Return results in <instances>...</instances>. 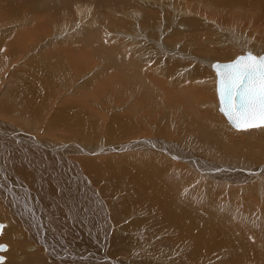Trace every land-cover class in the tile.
<instances>
[{"label": "rangeland", "instance_id": "374dc122", "mask_svg": "<svg viewBox=\"0 0 264 264\" xmlns=\"http://www.w3.org/2000/svg\"><path fill=\"white\" fill-rule=\"evenodd\" d=\"M179 1L0 0V101H7L9 104L8 108H6L7 113L6 111H0V153L3 155L0 154V186L2 185L0 187V221L5 225L4 233L1 232L0 235V244L3 243L9 247L6 254L1 253L7 260L14 256H18L16 260L20 262L22 261L20 258L25 254L24 257L28 255H32V257L37 256V260H31L28 263L24 259V261H22L24 264H77L79 259L75 255L79 256L82 254L78 252L79 247L83 245L91 246L95 241L99 243L102 241L103 243H100L102 244V248H96L94 249L95 251L89 250L84 253V255H86L85 258H87L86 261H89L88 263L83 261L85 264H107L108 261L106 260L108 259L105 258L108 256L112 258L113 255H116L113 257L115 258L113 259L115 262L119 260H117V257L124 258L117 253H109L111 252L112 246H117L115 245L117 244L115 241L121 242L118 246L125 245V239L128 240L129 236H134L132 235L134 230L135 234H137L138 232L136 230L142 227L143 229L148 227L149 222L153 220L155 216H158V212L160 211H154L152 204L149 208L142 207L143 213L139 209L143 217L139 218V216H141L139 213L135 216L134 212L130 215H125L122 200L116 199V196L119 195L116 194L114 196L111 192L113 186L111 183H114L112 174L108 173V176L99 177L92 169L84 168L80 164V159L89 158L102 161V159L111 157L112 155L113 157H117L120 155L131 156V153H147L148 149L150 150L149 152L161 154L162 157L164 156L161 160L157 159L156 163L165 167L169 166L168 170L171 175L168 176H171V178L169 180L168 176H166L164 186H166V184L168 185L169 182V184L176 182L182 187L183 191H181V193H185L184 196L192 193L195 199L193 204L197 205L195 208L196 213L206 218H212L217 211L221 213V210L223 212H231L234 219H230L229 225L243 227L248 233L246 234L247 240L257 242L259 240L258 238H261L262 244L258 243V245L264 248V182L262 183V181H264V170H257L258 168L253 166V174L249 175L247 180L237 181V179H235V184L237 183L235 185L233 183L234 177H231L235 176V172L231 171L230 168L236 167V162L229 161L230 164L228 162L218 161L210 156H204V160L211 165V168L212 165L218 168V164L215 163H220V165L223 166L227 165L225 167L221 166V168H228L224 170L227 171L228 174L226 180L224 178L220 180L218 177L215 178L212 176H210L209 179V175L201 172L200 168L196 171L194 168H191L186 162V159L185 161H181L182 159H180V157L178 161L176 157L181 155V151H186V147H182L183 150L180 152L168 151L169 145L181 147L180 144H182L181 141L183 137H187L190 140L191 147L196 146L205 148L208 146L210 149L218 150L226 155L224 148L220 147L218 142L212 141L210 137L200 133L198 126H195L198 123L197 121H201L200 119L204 120V118L208 119L204 120V122L210 124L212 129L218 131L224 138L236 143H246V141H242L244 140L243 138L255 136L261 139L252 143L255 145V149L264 148V127L249 129L247 131H235L225 121L221 113L218 112V101L215 91L216 81L213 79L215 73L211 70V67L209 68L208 65L205 66L203 61V58L213 59L219 62L233 60L239 54L244 53L242 50L243 47H237L233 45V43L242 44L246 43V40H253V44L254 42L261 43L260 48H252L253 50H249V52L251 51V53L255 55L264 54V0H239L235 7H233V3H227L228 0ZM185 1H189L193 4V6H190V9L194 8L208 17L212 15L214 16L213 18L217 17L215 19H218V23H224V21H226L225 18H228L230 23L223 28V34L228 37L231 45L234 47H230V45H227L229 46L227 48L215 47L213 45L215 39L221 37H217L210 32V24L208 23L205 25L201 23L200 27H196L195 30L197 33H195L193 38L183 36V32L185 31L186 33L188 30L187 27H185L186 29L183 27L184 21H182V17H188V15L181 16V14L185 12L183 9L186 6L184 4ZM83 9L85 10V14L81 11ZM232 9L237 10V12L232 11ZM214 14H216V16ZM219 14H223V16ZM92 21L95 22L92 24L91 28H94L93 31L97 38V42L93 44L91 42H83L85 39L81 36V34L85 33L86 29H88V25ZM228 28L230 31H226ZM217 32L220 33L219 31ZM193 33L194 31L189 35ZM137 37H140V39L138 38V41H140L139 44ZM188 39L193 42L188 41ZM83 44L86 45L84 46ZM173 44H175V47H172ZM197 44L210 48L212 51L211 53L218 51L222 54L213 56L208 53H203L198 50L199 47H197ZM253 44H251V47H253ZM135 47H138V49ZM18 48L20 49L19 51H17ZM103 52L109 55L111 61H113L111 69L108 68V65L104 61L102 56ZM223 52L230 54H224ZM114 53L116 58L113 60L112 56ZM182 55H186V57ZM52 56H57L59 59L57 57L52 58ZM47 60L49 63L48 67L45 65ZM58 60H60V62L63 61L60 70H57L59 67L58 65H54L55 63H59ZM128 60L133 61L134 64L132 65L133 71H128L130 76L126 77L125 74L120 71V68H118V64L125 61L123 64L125 63L128 65ZM51 61L54 62V64L50 63ZM106 66L108 69H105ZM180 66H182L183 72L182 70L181 72L178 71ZM148 67L149 69H147ZM165 67L169 68L171 71L170 74L167 73V75L163 72ZM175 70L177 79L174 74ZM139 71H141L142 74ZM160 72L162 73L159 74ZM186 75H192L193 79L188 77L182 78ZM18 77L26 78L29 83L28 86H35V88H37V93L40 94L39 96L41 97L42 95V107L45 108L41 113H37L39 115H36V113L32 115L33 111L27 113L23 106L16 107L13 105L16 101L24 105L27 101H34V99L28 98L26 93L29 88H22V83ZM130 77H135L136 79L131 80ZM143 77L146 85H149L147 89L151 93L150 97L144 93L142 94L144 96H142L141 93L139 94L138 90H136V80H143ZM129 79L132 82H129ZM192 85H194L196 89L193 88ZM157 92H160V94ZM156 93L158 95H156ZM191 94H193V97ZM12 96H18L20 99H14L13 102ZM185 96H187L190 102L183 100ZM192 98H194L195 105L190 104ZM155 99L158 102H156ZM74 101H76L77 104L81 102V105L87 109L89 113L88 116L90 117L89 120L93 119L95 122L98 121V130L95 131L96 127L94 129V135L96 137L94 136L89 143H85V141L82 140L81 142L80 140H77L78 142L73 141V143L71 141L72 139L67 137L70 133L79 135L83 130L79 127H71L69 130L70 133L52 131L51 133L45 134L44 132L47 123L51 121L56 113L62 112L63 109V111H73L67 110L66 108ZM153 101L162 104H155ZM31 106L32 105H29V107ZM170 106L174 109L173 114H170ZM131 109L133 112L130 111ZM176 111L178 112L176 113ZM180 112H182V114H180ZM135 113L138 114L136 115ZM27 115H30V117ZM124 115L135 122L140 121V117L145 118L146 120H144L147 125L144 126L146 128L149 126L147 130L151 129L152 132L150 130L147 135H144V132L139 130L140 134L135 139L123 141L107 140L106 142L105 137H107L106 128L109 125L108 120L113 117H123ZM33 119L37 121L34 122L32 121ZM186 119L189 120L188 123ZM36 136L46 137L48 140L50 139L51 142L50 140L49 142L52 146L53 144H68L69 146L75 144L72 150L73 153L70 155L61 152L64 149L61 145H58L61 148L56 147L53 150L60 151L64 153V155H58L57 158L53 157L51 153L43 155L29 148L27 150L29 158H27L37 164L31 167V165L29 166L27 163V158L23 156L24 153L20 151V147L23 145L27 148L25 145L28 144H25L24 141L30 140L28 137ZM179 136L180 139L178 138ZM137 139L140 142H144L146 139L145 144L147 141H153V144L156 142L155 140H157L156 143H158V141L160 142L158 145L155 143V145L144 149L141 145L142 147H138L141 148V150L137 148H135V150L132 146L135 144L134 140ZM69 141H71V143ZM80 145L91 148V150H98V152L97 154L94 153L95 155L90 153L88 156H82L81 153H79V151H81L79 150L80 148H76ZM122 145H124V148H122ZM161 146L162 148H160ZM106 147L108 148L107 150ZM244 151L249 152L251 150L244 147ZM189 153L199 156L201 152L194 148L191 152L186 151L184 156L190 158L192 154L189 155ZM200 157L202 156L200 155ZM129 161L130 160L125 162V165H122L123 168L119 169V176L122 175V178L120 179L118 176L119 184L124 190L122 195L127 203L130 200L129 193L132 192L130 189L133 184L132 172L136 170V166L129 165ZM261 162H263V164ZM261 162L262 165L259 166V163L258 166L263 168L264 157ZM185 165L187 167H185ZM179 167H183L186 172L191 174L190 176L193 175V177L190 178L191 183L188 182V177L177 179L176 181L173 180L183 175V172L178 169ZM243 168L251 171V168H247L245 165ZM197 171L200 172L197 173ZM195 173L197 174L195 175ZM198 174H200V176ZM37 178H41V180ZM110 178L112 180H109ZM155 178L157 179V175ZM231 178L233 181H231ZM97 179H101L100 181L102 183ZM259 179H262V181ZM160 180L163 181V179ZM44 182L48 183L45 184ZM103 189L107 191L105 192ZM68 205H71V208L75 207V211L80 210L77 211V214L74 210L71 211L74 214L69 213L66 210ZM194 205L192 206L195 207ZM216 208L218 210L215 213ZM37 210L38 216L36 215ZM131 210L132 207H129V211ZM29 216H32V218ZM27 218H30V220ZM36 219L42 222L39 226H42L40 227L42 228L41 232L44 233L48 239L45 241L49 242V238L51 237L49 235L52 234L53 240L55 239L57 241L51 240V244H60V251H65L64 253L54 254L50 252L48 248L51 244L48 245L45 243V245L44 242L36 239L35 233H37V230H33V223L38 225L34 221ZM141 219L144 220V223L138 227L136 221H141ZM79 227L85 230L79 229V231H77L76 229ZM91 228L97 230L98 232H96L98 235H96L95 232L93 234L92 231L88 232ZM141 233L138 234L140 235L139 237L145 236L146 239H152L153 241L151 242L158 243L159 246L161 242L166 245L169 244L170 235H162L160 233H158L159 235L154 233L149 234L147 231H141ZM151 235H153V238L150 237ZM59 237L61 238L59 239ZM121 237L122 239H117ZM135 242L139 243V240L135 239ZM95 246H97L96 243ZM142 248H144L143 244ZM72 249H77V251ZM20 251L22 253H20ZM71 253L74 254V256H72ZM168 253L169 255H173V257L176 255L178 259H183V263L180 264H212L219 261L222 262L225 259V255H219V257L212 261L193 263V261H190V258L181 255L184 254V250L180 252L171 250ZM102 255H104L105 258ZM145 255H147V252L141 254L140 258L143 259ZM215 255L217 254L211 257L213 258ZM128 258L129 257L125 256L126 260H132ZM135 260L137 261L139 258ZM173 262L174 263H170L168 260L167 262L152 261L150 264H179L176 261ZM81 263L82 261H80V264Z\"/></svg>", "mask_w": 264, "mask_h": 264}, {"label": "bare ground", "instance_id": "6f19581e", "mask_svg": "<svg viewBox=\"0 0 264 264\" xmlns=\"http://www.w3.org/2000/svg\"><path fill=\"white\" fill-rule=\"evenodd\" d=\"M158 1V0H157ZM179 1V0H178ZM58 2V1H57ZM180 2V1H179ZM237 2H239V0H228L227 3H233V7H235V5L237 4ZM53 3V2H52ZM49 4V3H48ZM180 4V3H179ZM184 4L187 6H185L183 9L185 10V12H183L181 14V16L183 15H188V17H182L184 21V28L187 27V32L185 33V31L183 32L184 35L183 36H186L187 38H190L195 35V33H197V31L195 30L196 27H200L201 23H203V25L205 24H210V32L212 34H214L215 36L217 37H221V38H216L215 39V43H213V45L217 48H220V47H229L227 45H230V47L232 46L231 45V42L229 41L228 37L223 34V28H225L226 26L229 25V21L228 18H225L226 21H224V23H218V19H215L213 18L214 16H205L204 14H201L200 12H198L197 10H195L194 8H191L190 9V6H193V4L189 1H185ZM232 7V8H233ZM52 8V7H51ZM198 8V7H197ZM147 9V8H145ZM87 10V9H86ZM179 10V9H178ZM83 11V14H85V10H81ZM81 11H79L80 13H82ZM172 11V10H171ZM200 11V10H199ZM232 11H235L237 12V10H233ZM174 14V13H173ZM81 15V14H80ZM211 15V14H209ZM216 16V14H214ZM221 15V14H219ZM223 16V14L221 15ZM201 17V18H199ZM230 17V16H229ZM198 18V19H197ZM237 18V17H236ZM193 19H196V20H193ZM230 19V18H229ZM232 20V19H231ZM174 21V20H173ZM201 21V22H200ZM237 21V19H236ZM95 21H92L89 25H88V29H86L85 33L81 34V36L85 39L83 42H91L92 44L94 42H97V38L95 36V33L93 31V29L91 28L92 24L94 23ZM234 22V21H232ZM176 23V22H175ZM236 23V22H235ZM241 23V22H240ZM237 24V23H236ZM239 25H242V24H239ZM243 26V25H242ZM98 27V26H97ZM232 27V26H231ZM179 28V27H178ZM206 28V29H208ZM186 29V28H185ZM202 29V28H201ZM208 29V30H209ZM229 30L226 29V31ZM235 30V29H234ZM247 30V29H246ZM194 31V33L192 35H189L191 34L192 32ZM217 31H219L220 33H218ZM230 31V30H229ZM93 32V33H91ZM96 33H98L97 31H95ZM232 32V31H231ZM26 33V32H25ZM172 33V32H171ZM242 33V32H241ZM56 34V33H55ZM182 34V33H181ZM239 34H240V31H239ZM97 35V34H96ZM98 36V35H97ZM136 36V34H135ZM138 38L140 39V37H137V41H138ZM198 38V37H197ZM212 38V36H211ZM248 38V37H247ZM233 39V38H232ZM243 39V38H241ZM22 40V39H21ZM27 40V39H26ZM69 40V39H67ZM74 40V39H73ZM199 40V39H198ZM231 40V39H230ZM188 41L190 42H193L191 41L190 39H188ZM213 41V40H212ZM234 41V40H233ZM74 42V41H73ZM129 42V41H128ZM140 41H138V44H139ZM217 42H220V43H217ZM235 42V41H234ZM238 42V41H236ZM158 43V41H157ZM189 43V42H187ZM240 43V42H239ZM89 44V43H88ZM251 44H253V40H246V43H242V44H237V43H233V45H236L237 47H243L242 50L243 52L245 53L246 51L249 52V50H253L252 48L254 49H258L261 47V43H258V42H254L253 44V47H251ZM84 45V44H83ZM86 45V44H85ZM84 45V46H85ZM136 46H138L137 44H134ZM172 47H175V44H173ZM197 47L198 50L202 51L203 53H208L210 55H217V54H222L221 52H218V51H215V53H211L212 51L210 50V48L208 47H205V46H201V45H198L197 44ZM234 47V46H232ZM138 49V47H135ZM69 49V48H68ZM230 49V48H229ZM20 49L18 48L17 51H19ZM182 50V49H181ZM188 50V49H186ZM215 50V49H214ZM12 51V50H11ZM138 51V50H137ZM140 51V50H139ZM229 51V50H228ZM250 51V52H251ZM25 52V51H24ZM141 52V51H140ZM242 52V53H243ZM138 53V52H137ZM155 53V52H154ZM224 54H230V53H225L223 52ZM243 53V54H244ZM11 55V54H10ZM139 55V54H138ZM174 55V54H173ZM240 55V54H239ZM50 56V55H49ZM102 56L104 58V61L105 63L108 65V68L111 69V65L113 64V61H111V57L107 54H105L104 52L102 53ZM148 56V55H147ZM183 57L186 55H182ZM193 56V55H192ZM51 57V56H50ZM49 57V58H50ZM57 56H52V58H56ZM134 57V56H133ZM137 57V56H136ZM142 57V56H141ZM179 57V56H178ZM177 57V58H178ZM38 58V57H37ZM45 58V57H44ZM59 59V57H57ZM116 58V55L115 53L113 54L112 56V59L114 60ZM61 59V57H60ZM122 59V58H121ZM135 59V58H134ZM63 60V59H62ZM61 60V61H62ZM137 60V59H135ZM156 60V59H155ZM179 60V59H178ZM181 60V59H180ZM53 61V59H52ZM50 62L52 64H54V62ZM59 63H55L54 65L55 66H59L57 70H60L61 68V63L63 62H60V60H58ZM116 61V60H115ZM114 61V62H115ZM119 61H120V57H119ZM203 61H204V64L205 66H209V68L211 67V70L215 73L213 76V79H215V81L217 80V73L215 72L214 70V67H213V64L214 61L213 59H205L203 58ZM36 62V61H35ZM125 62V61H123ZM120 63L118 64V68H120V71L125 74L126 77L130 76L128 71L129 70H132V65L134 64L133 61L131 60H128V65L127 64H123ZM127 62V61H126ZM173 62V61H172ZM159 63H160V60H159ZM158 63V64H159ZM202 63V62H201ZM115 64V63H114ZM156 64V63H155ZM180 64V63H179ZM191 64V63H190ZM1 65V64H0ZM47 67L49 66V63H48V60H47V63L45 64ZM126 65V67H125ZM116 66V65H115ZM175 67V66H174ZM182 66H180V69L178 70L179 72H181ZM54 68V67H53ZM107 66L105 67V69H108ZM116 68V67H115ZM161 68V67H160ZM56 69V68H55ZM149 69V67L147 68ZM163 69V68H162ZM78 70V69H77ZM161 70V69H159ZM66 71V69H65ZM133 71V70H132ZM131 71V72H132ZM174 71V70H173ZM184 70H182L183 72ZM189 71V70H188ZM187 71V72H188ZM53 72V71H52ZM141 73V71H139ZM159 72V71H158ZM163 72L164 73H169L170 74V70L168 67H165V69H163ZM54 73V72H53ZM162 72H160L159 74H161ZM163 73V74H164ZM136 74V73H135ZM142 74V73H141ZM174 74L176 75V70L174 72ZM173 74V75H174ZM178 74V73H177ZM70 75V74H69ZM132 75V74H131ZM134 75V73H133ZM168 75V74H167ZM174 75V76H175ZM64 76V75H63ZM124 76V78H125ZM185 77H188V78H191L193 79V76L192 75H186L182 78H185ZM21 81V87L24 88V87H27L29 88L28 89V92L26 93L28 98L30 99H34V101H30L24 105V104H21L19 102H14V99L15 100H19L20 98H18V96H12V101L14 102L13 105L16 106V107H19V106H23L25 107V110L27 113H29L30 111H33L32 115L36 113V115H39L37 113H41L42 110H44V108L42 107V95L41 97L39 96L40 94L37 93V88H35V86L33 85H29L28 81L26 80V78L24 77H18ZM177 79V75L175 77ZM181 78V77H180ZM181 78V79H182ZM9 79V78H8ZM126 79V78H125ZM131 80H134L136 79L135 77L132 78L130 77ZM129 79V82H132L130 81ZM32 80V79H31ZM175 80V79H173ZM184 80V79H183ZM124 81H127V80H124ZM153 81V80H152ZM177 81V80H176ZM138 82V83H137ZM178 82V81H177ZM182 82V81H181ZM217 82V81H216ZM35 83V82H34ZM168 83V82H167ZM54 84V83H53ZM193 84V83H192ZM124 85V84H123ZM170 85V84H169ZM196 85V84H195ZM126 86V85H125ZM136 86H137V89L139 94L141 93V95L144 93L145 95L147 96H151L149 90L147 89V86L145 81H144V77H143V80L142 79H137L136 80ZM42 87V86H41ZM193 88H195L194 85H192ZM128 88V87H127ZM192 88V89H193ZM44 89V88H43ZM150 89V88H149ZM190 89V88H188ZM196 89V88H195ZM193 89V90H195ZM19 90V88H18ZM17 90V92H18ZM40 91V90H38ZM151 91V90H150ZM215 91H216V84H215ZM134 92V91H133ZM152 92V91H151ZM155 92V91H154ZM61 93V92H60ZM97 93V92H96ZM137 93V91H136ZM160 94V92H157ZM156 93V95H158ZM8 94V93H6ZM13 94V93H12ZM24 94V93H23ZM22 94V95H23ZM195 94V92H194ZM10 95V94H9ZM89 95V94H88ZM109 95V94H108ZM153 95V94H152ZM193 94H191L192 96ZM4 96V95H3ZM8 96V95H6ZM85 96V95H84ZM140 96V95H139ZM144 96V95H142ZM141 96V97H142ZM9 97V96H8ZM21 97V96H20ZM160 97V96H159ZM193 97V96H192ZM216 97H217V101H218V95H217V91H216ZM6 98V97H4ZM24 98V97H23ZM2 99V98H1ZM44 99V98H43ZM109 99V98H108ZM48 100V99H47ZM78 100V99H77ZM101 100V99H100ZM150 100V99H149ZM168 100V98H167ZM184 101L186 102H190V100L187 98V96L184 97L183 99ZM49 101V100H48ZM156 101V99H155ZM155 101H153L155 103ZM161 101V100H160ZM182 101V102H184ZM25 102V101H24ZM46 102V101H45ZM85 102V101H84ZM91 102V101H90ZM150 102V101H149ZM158 102V101H156ZM164 102V101H163ZM71 103V102H69ZM148 103V102H147ZM80 104V105H79ZM82 103L79 102L77 104L76 101L72 102L70 106H68L66 109L68 110H73L71 112H68V111H63L62 112H58L55 114L54 117H52L51 121L49 123H47L46 127H45V134H48V133H51L52 131H59L60 133H67L69 132V130L71 129V127H79V128H82L83 130L81 131V133L79 135H76V133H70L67 137L69 139H72L71 141H75V142H78L77 140H81L82 141H85L86 142H91V140L93 139V137L95 136L94 134V129L95 131L98 130V121H93L92 120H89L90 117L88 116V111L87 109H85L84 106L81 105ZM155 104H162V103H155ZM165 104V103H164ZM171 104V103H170ZM185 104V103H184ZM190 104H193L195 105V102H194V98L191 99V103ZM8 103L7 101H0V111L2 112H5L7 113V109L8 108ZM29 105H32L31 107H29ZM58 105V104H57ZM151 105V104H150ZM154 105V104H152ZM167 105V104H166ZM169 105V104H168ZM51 106V104H50ZM78 106V107H77ZM148 106V104H147ZM141 107V106H140ZM160 107V106H159ZM171 107V106H170ZM64 108V107H63ZM78 108V109H77ZM150 108V107H149ZM148 108V109H149ZM188 108V107H187ZM2 109V110H1ZM11 109V108H10ZM13 109V108H12ZM15 109V107H14ZM13 109V110H14ZM218 109L221 113V115L223 116V118L225 119V121L230 125V127L232 129H234L235 131H245V130H240V129H237L236 127H233L232 124L227 120V118L224 116V114L222 113V111L220 110V104H219V101H218ZM165 110V109H164ZM174 109L171 107V112L170 114H173ZM10 111V110H8ZM22 111V110H21ZM57 111V110H56ZM132 111V109L130 110ZM136 111V110H135ZM146 111V110H145ZM17 112V111H16ZM23 112V111H22ZM133 112V111H132ZM178 111H176L177 113ZM21 113V112H20ZM133 114V113H132ZM136 114V113H135ZM138 114V113H137ZM136 114V115H137ZM180 114H182V112H180ZM13 115V114H12ZM18 115V114H17ZM22 115V114H21ZM20 115V116H21ZM24 115V114H23ZM36 115H35V118H36ZM128 115V114H127ZM164 115V114H163ZM162 115V116H163ZM28 117H30V115H27ZM132 116V115H131ZM135 116V115H134ZM166 116V115H165ZM39 118V117H38ZM37 118V119H38ZM137 118V117H136ZM135 118V119H136ZM140 121H137L135 122L134 120L132 119H128L127 116H123V117H113L111 118L109 121V125L107 126L106 128V132H107V137H105V141L107 142L108 141H123V140H130V139H135L139 134H140V131L139 130H142L144 132V135H147L149 133V131L151 129H148L147 128L149 127H145L147 125L146 123V119L143 118V117H140L139 118ZM145 119V120H144ZM157 119V118H156ZM163 119H164V116H163ZM167 119V118H166ZM201 121H197L198 123L195 125V126H198V128L200 129V133L202 134H205L207 135L208 137H210V139L212 141H216L218 142V144L220 145V147L224 148L225 152H226V155L223 154V152H219L218 150H214V149H210L208 146L205 147V148H199V147H196V146H193L191 147L190 145V140L186 137H183V140L181 141L182 144H180L181 147H178V146H173V145H169L168 147V151H178L180 152L182 149V147H186V151L188 152H191L194 148L197 150V151H200V155L203 157H200L199 156H196L195 154H190V158H187L185 155V150H183V152L181 151V155H179L178 157H176L177 159L180 158L182 159L181 161H185L186 159V162L189 164V166L191 168H194L195 171L196 170H199V168L201 169V172L205 173V174H208V178L210 179V176L212 177H215L220 180H222V178H224L226 180V178H228V174H227V171H224V170H227L228 168H221V166L223 165H220V163H215V164H218V168L217 167H213L212 165V168H211V165L204 160V156H210L218 161H224V162H228L230 163L229 161H234L236 162V167H233V168H230L231 171L235 172L234 175L235 176H231V177H234V184H235V179H237V181H243V180H247L248 176L253 174V169L252 168L253 166H255L256 168H258L257 170H264V167H259L263 164V162H261L263 160V157H264V148H259V149H255V145L252 144V143H255L257 142L258 140H261L255 136H247L245 138H243L244 140L242 141H246V143H236V142H233L229 139H226L224 138L218 131L212 129V126L206 122H204V120H208L207 118H204V120L200 119ZM32 121L36 122L37 120L36 119H33ZM145 121V123H144ZM156 121V120H155ZM175 121V120H174ZM21 122V121H20ZM33 122V123H34ZM186 122L188 123L189 120L186 119ZM31 123V121H30ZM144 123V124H143ZM154 124V123H153ZM145 125V126H144ZM2 126V125H1ZM44 126V125H43ZM6 127V126H5ZM14 127V126H13ZM37 127V126H36ZM3 128V127H2ZM40 128V127H39ZM146 128V129H145ZM254 128H258V127H254ZM254 128H250V129H254ZM4 129V128H3ZM44 129V128H43ZM30 130V129H29ZM33 130V129H32ZM249 130V129H247ZM246 130V131H247ZM1 131V130H0ZM37 131V130H36ZM72 132V131H71ZM146 132V133H145ZM152 132V130H151ZM150 132V133H151ZM57 133V132H56ZM32 134V133H31ZM105 134V133H104ZM6 135V134H5ZM4 135V136H5ZM51 135V134H50ZM7 136V135H6ZM5 136V137H6ZM13 136V135H12ZM150 136V135H149ZM167 136V135H166ZM165 136V137H166ZM2 137V136H1ZM48 137V136H47ZM96 137V136H95ZM157 137V136H156ZM163 137V136H162ZM14 138V137H13ZM30 140L28 141H24V143L28 144V145H25L27 148H25L22 144V146L20 147L21 148V152L24 153L23 156H25L26 158L28 157V152L27 150L29 148L31 149H34L35 151L39 152V153H42L43 155H48V153H51L53 155V157H57L58 158V155H64V153H67V154H72V150L74 149V145L75 144H71L70 146L68 144V146H66L65 144H58V145H61L63 151L61 152H64V153H61L60 151H54L53 149H55L56 147H60L58 145H55L53 144V146L51 145V140L49 142L48 138H43V137H40V136H36V137H28ZM56 138V137H55ZM98 138V137H97ZM180 139V136L178 137ZM61 139V138H60ZM158 139V138H157ZM178 139V140H179ZM65 140V139H64ZM97 140V139H96ZM66 141V140H65ZM71 141H69L71 143ZM135 141V144L134 146H132L134 149L137 148L139 150H141V148H138V147H142L143 146V149L144 148H149L150 146H153L155 145V143L157 142V140H155L156 142L153 144L152 142H146L145 144V141L144 142H140L138 139L137 140H134ZM172 141V140H171ZM16 142V141H15ZM53 142V141H52ZM160 141H158V143H156L157 145L159 144ZM23 143V142H22ZM23 143V144H24ZM74 143V142H73ZM9 144V143H8ZM80 144H83V143H80ZM119 144V143H118ZM161 144V143H160ZM167 144V143H166ZM91 145V144H90ZM142 145V146H141ZM18 146V145H17ZM78 146V145H77ZM118 146V145H117ZM120 146V145H119ZM244 147H246L248 150H251L249 152H245L244 151ZM3 148V147H2ZM61 148V147H60ZM76 148H80L79 150V153H81V155H86L88 156L90 153H92V155L94 153L97 154L98 150H91V148H87L83 145H80L79 147H76ZM122 148H124V145H122ZM162 148V146L160 147ZM166 148V147H165ZM4 149V148H3ZM108 148L106 147V150ZM115 149V148H114ZM180 149V150H179ZM60 150V149H59ZM116 150V149H115ZM136 150V149H135ZM153 150V149H151ZM163 150V149H162ZM166 150V149H165ZM164 150V151H165ZM19 151V150H18ZM19 151V152H20ZM76 151V150H75ZM109 151V150H108ZM118 151V150H117ZM150 150L148 149V152L147 153H131L130 155L131 156H123V155H120V156H117V157H113V155L111 157H108V158H105V159H102V161L100 160H95V159H89V158H81L80 159V164L84 167V168H90L93 170V172H95V174L97 176H105L107 175L108 176V173H111L112 176H113V181L114 183H111L113 186L111 188V192L113 193V195L115 196L116 194H118L119 196H116L117 200L120 199L122 200V203L124 204V209L125 210V215L127 214H131V213H135V216L137 215V213H139V218L140 217H143L142 216V211L143 209H141L142 207H151L150 205L153 204V209L154 211H157L159 210L160 212H158V216H155V218L153 220H151L149 222V225L148 227H145L143 229V227L139 230H136L138 233L135 234V230L133 231L132 235L134 236H129L128 237V240L125 239L126 243L125 245H122V246H118L121 244L120 241H115V245L117 246H112L111 248V252H109L110 254H114V253H117L118 255H120L121 257H124V258H119L117 257V262H115V257L116 255H113L112 258H110L109 256L107 258H105L104 255V258L105 259H108L106 261H108L107 264H150L152 261H166L167 260L171 263H174L173 261H176L177 263H183V259H178L176 257V255H174L175 257H173V255H169L168 252H170L171 250L173 251H181V250H184V254H181V255H184L185 257H188L190 258L191 262L193 261V263H205L207 261H212V260H215L217 257H219V255H225V259L224 261H219L217 263H212V264H264V248H262L263 246H259L258 243L262 244V240L261 238H258L259 240L257 242H253V241H250V240H247L246 238V234H248L246 232V230L240 226H233V225H229L230 224V219H234V217L232 216V213L231 212H227V211H222L221 210V213H218V209L216 208L215 210V213L217 211L216 214L213 215L212 218H206L202 215H199L196 213V204L194 205L193 203L195 202V199H194V195L192 193H189V194H182L181 191L182 190V187L180 185H178L176 182H173L171 184L168 183V185L166 184V186H164L165 182H166V176L168 175H171V173L169 172L168 167H165V166H162V165H159L157 162V159L158 160H161L162 155L161 154H155L153 152H149ZM156 151V150H155ZM167 151V152H168ZM185 151V152H184ZM105 152V150H104ZM140 152V151H139ZM144 152V151H143ZM171 153V152H170ZM176 153V152H175ZM184 153V154H183ZM1 154V153H0ZM21 154V153H20ZM78 154V153H77ZM101 154V153H100ZM177 154V153H176ZM188 154V153H186ZM2 155V154H1ZM50 155V154H49ZM66 155V154H65ZM95 155V154H94ZM175 155V154H174ZM173 155V156H174ZM3 156V155H2ZM91 156V155H90ZM134 156V157H132ZM170 156V155H168ZM29 158V157H28ZM27 158V163L29 164V166L31 165V167L36 164V163H33V161L31 160H28ZM56 158V160H57ZM175 158V159H176ZM200 158V159H199ZM128 160L129 161V165H135L136 166V170L132 172V186L130 187L131 189V193L130 194V200L129 202H125V198L123 197V187L120 186L119 184V179H118V176H119V169L120 168H123L122 165H125V162H127ZM203 160V161H202ZM59 161V160H58ZM175 161V160H173ZM179 161V159H178ZM177 161V162H178ZM20 162V161H19ZM22 162V161H21ZM262 164H261V163ZM185 163V162H184ZM204 163V164H203ZM260 163V165L258 166V164ZM18 164V163H17ZM43 164V163H42ZM231 164V163H230ZM253 164V165H252ZM37 165V164H36ZM184 165V164H183ZM187 165V164H186ZM185 165V167H187ZM246 166L247 168H251V171H248L246 169L243 168V166ZM21 166V165H20ZM46 166V164H45ZM227 165H224L223 167H225ZM34 167V166H33ZM44 167V166H43ZM188 167V168H190ZM229 167V166H228ZM46 168V167H45ZM44 168V169H45ZM220 168V169H219ZM81 169V167H80ZM178 169H180L182 172H183V175L182 176H178V178H174L173 180L176 181L177 179H183V178H186L188 177V182L191 183V180L190 178L193 177L190 176L191 174H189V172H186L185 169L183 167H179ZM229 169V170H230ZM35 170V169H34ZM39 170V168H38ZM63 170V169H62ZM189 170V169H188ZM193 170V169H192ZM213 170V171H211ZM190 171V170H189ZM238 171V172H237ZM34 172V171H33ZM36 172V171H35ZM192 172V171H191ZM190 172V173H191ZM200 171H197V173H199ZM195 173V175L197 174ZM88 174V173H86ZM202 174V173H201ZM204 174V175H205ZM25 175V174H24ZM27 175V174H26ZM37 175V174H36ZM157 175V179L155 178V176ZM165 175V176H164ZM200 176V174H198ZM21 176V175H20ZM81 176V175H80ZM224 176H227V177H224ZM197 177V176H195ZM207 177V176H206ZM91 178V177H90ZM94 178V177H93ZM119 178L121 179L122 178V175L119 176ZM171 176H168V179L170 180ZM201 178V177H200ZM199 178V179H200ZM37 179H40L41 178H37ZM104 179V178H103ZM102 179V180H103ZM160 179H163V181H161ZM198 179V178H197ZM214 179V178H213ZM232 179V178H231ZM233 179L231 181H233ZM36 180V179H35ZM98 180V179H97ZM101 180V179H100ZM98 180V181H100ZM106 180V178H105ZM109 180H112L111 178ZM190 180V181H189ZM219 180V181H220ZM262 181V179H259ZM92 181V180H91ZM214 181V180H213ZM7 182V181H6ZM101 182V181H100ZM99 182V183H100ZM112 182V181H110ZM194 182V181H192ZM200 182V181H198ZM210 182V181H209ZM216 182V181H215ZM218 182V180H217ZM221 182V181H220ZM264 181H262L263 183ZM39 183V182H38ZM37 183V184H38ZM45 183V182H44ZM43 183V184H44ZM48 183V182H47ZM45 183V184H47ZM102 183V182H101ZM100 183V185H101ZM228 183V182H227ZM232 183V182H231ZM10 184V183H9ZM50 184V183H49ZM104 184V183H103ZM198 184V183H197ZM237 184V183H236ZM235 184V185H236ZM4 185V183H3ZM6 185V184H5ZM35 185V183H34ZM40 185V184H39ZM38 185V186H39ZM232 185V184H231ZM230 185V186H231ZM263 185V184H262ZM2 186V185H1ZM0 186V187H1ZM103 186V185H102ZM199 186V185H198ZM4 187V186H3ZM24 187V186H23ZM40 187V186H39ZM100 187V186H99ZM188 187V186H187ZM191 187V186H190ZM227 187V185H226ZM224 188V186H223ZM230 188V187H229ZM9 189V188H8ZM37 189V188H36ZM48 189V188H47ZM228 189V188H227ZM260 189V188H259ZM3 190H6V189H3ZM25 190V189H24ZM28 190V189H27ZM39 190V189H38ZM104 190V189H103ZM191 190V189H190ZM225 190V189H224ZM47 191V190H46ZM57 191V190H56ZM55 191V192H56ZM105 191V190H104ZM107 191V190H106ZM105 191V192H106ZM110 191V190H108ZM195 191V190H194ZM261 192H263L262 190H260ZM186 192V191H185ZM24 193V192H23ZM87 193V192H86ZM196 193V192H195ZM198 193V192H197ZM8 194V193H7ZM53 194V193H51ZM108 194V193H107ZM201 194V193H200ZM55 195V194H54ZM5 196V195H4ZM26 196V195H25ZM24 196V197H25ZM113 196V197H114ZM46 197V196H44ZM43 197V199H44ZM112 197V196H111ZM110 197V198H111ZM82 198V197H81ZM26 199V198H25ZM31 199V197H30ZM232 199V198H231ZM11 200V199H10ZM33 200V199H32ZM47 200V199H46ZM99 200V199H98ZM66 201V200H65ZM114 201V200H112ZM70 202V200H69ZM79 202V201H78ZM99 202V201H98ZM116 202V201H115ZM191 202V203H190ZM63 204V203H62ZM65 204V203H64ZM69 204V203H68ZM67 205V204H65ZM64 205V206H65ZM192 205H194L195 207H193ZM3 206V205H2ZM5 206V205H4ZM76 206V205H75ZM99 206V205H98ZM13 207V206H12ZM57 207V206H56ZM79 207V206H78ZM129 207H132V210L129 211ZM218 207V206H217ZM15 208V207H14ZM13 208V209H14ZM31 209V208H30ZM139 209L140 211L142 212L140 214L139 212ZM65 210V209H64ZM66 210L67 212L69 213H72L71 211L74 210V212L77 214V211H75V207L74 208H71V205H68V208L66 207ZM120 210V209H119ZM220 210V209H219ZM14 211V210H13ZM61 211V210H60ZM16 212V211H15ZM18 212V211H17ZM151 213V212H150ZM17 214V213H16ZM30 214V213H29ZM74 214V213H72ZM146 214V213H145ZM21 215V214H20ZM25 215V213H24ZM36 215L38 216V210H37V213ZM148 215V214H147ZM22 216V215H21ZM28 216V214H27ZM32 218V216H29ZM59 217V216H58ZM80 217V216H79ZM91 217V216H90ZM126 217V216H125ZM1 218V217H0ZM21 218V217H20ZM72 218V217H71ZM147 218V217H146ZM149 218V217H148ZM24 219V217H23ZM28 219V218H27ZM34 219V218H33ZM30 220V218L28 219ZM80 220V219H79ZM127 220V219H126ZM24 221V220H23ZM38 225H36L35 223L34 226H33V230H37L36 232L38 233V236H37V233H35V237L36 239H39V241H42L44 242V244H48L50 245L51 244V240L52 241H57V240H53V236L52 234L49 235L51 236L49 239L50 241H45V240H48L46 238V235H44V233L41 232V229L40 227L42 226H39V224H42V222H40V220H34ZM96 221V220H95ZM123 221V220H121ZM40 222V223H39ZM94 222V221H93ZM92 222V223H93ZM135 222V221H134ZM137 222V225L138 227L142 225V223H144V220L141 219V221H136ZM145 223H148V222H145ZM0 224H1V232L4 231V227L5 225L2 224V222L0 221ZM76 224V223H75ZM78 225V224H77ZM94 225V224H93ZM134 225V223H133ZM46 226V225H45ZM144 226V225H143ZM56 227V226H55ZM94 228V227H93ZM93 228L89 229L88 232L92 231V233L96 235H98V231L97 230H94ZM137 228V227H136ZM79 229H82V228H78L76 229L77 231H79ZM244 229V230H243ZM47 230V228H46ZM82 230H85V229H82ZM45 231V229H44ZM97 231V232H96ZM141 231H147L149 234L150 233H154V234H162V235H170L169 237V244L166 245V244H163L161 242H159L160 246L158 245V243H153L151 241H153L152 239H146L145 236L144 237H139L141 233ZM1 232H0V235H1ZM33 232V231H31ZM51 232V231H50ZM49 232V233H50ZM132 232V231H130ZM4 233V232H3ZM145 233V232H144ZM82 234V233H81ZM143 234V233H141ZM159 235V234H158ZM79 236V235H78ZM103 236V235H102ZM153 235H151L150 237H152ZM58 237V236H57ZM126 237V236H125ZM61 237H59L60 239ZM143 238V239H142ZM153 238V237H152ZM158 238V237H157ZM176 238V239H175ZM252 238V237H251ZM67 239V238H66ZM117 239H122L121 238H117ZM135 239L139 240V243H136L135 242ZM63 240V239H61ZM162 240V238H161ZM168 240V239H167ZM95 243L97 244V246H95ZM100 243H103L102 241H100ZM99 242L95 241L91 246H88V245H83L81 247H79V250L78 252H81L82 254H80L79 256L75 255L76 257H78L79 261L77 262V264H80V261H82L81 264H85L84 262L88 263L89 261H86L87 258H85L86 255H84V253H86L87 251L91 250V251H95L94 249H98V248H102V244H100ZM165 243V242H164ZM45 244V245H46ZM56 244V243H55ZM124 244V243H123ZM142 244L144 245V248H142ZM187 244V245H185ZM29 245V244H28ZM105 245V243H104ZM6 246V245H5ZM164 246V247H163ZM37 247V246H36ZM48 247V246H47ZM61 245L58 244V245H53V243L51 244L49 248V251L54 253V254H59V253H64L65 251H60L61 250ZM63 247V246H62ZM93 247V248H92ZM81 248V249H80ZM9 250V247L6 246V249L5 250H2L0 251V255L3 256L2 254H6V252ZM48 250V249H47ZM72 250H76L77 249H72ZM71 250V251H72ZM154 250V251H153ZM16 251V250H14ZM101 251V250H100ZM108 251V250H107ZM143 251V252H142ZM17 252V251H16ZM15 252V253H16ZM98 252V251H97ZM102 252V251H101ZM147 252V255H145V257L140 258L141 257V254ZM2 253V254H1ZM20 253H22L20 251ZM18 253V254H20ZM93 253V252H92ZM99 253V252H98ZM221 253V254H219ZM24 254V253H23ZM22 254V255H23ZM72 254V253H71ZM103 254V253H102ZM109 254V255H110ZM214 254H217L215 256H213V258L211 257L212 255ZM15 255V254H13ZM25 255V254H24ZM24 255L20 258L22 261H25L26 262H30L31 260H37V256H33L32 255H28V256H25ZM27 255V254H26ZM95 255V254H94ZM99 255V254H97ZM54 256V255H53ZM62 256V254H61ZM72 256H74V254H72ZM125 256L126 257H129L128 259H132V260H126L125 259ZM16 257L18 258V256H14L12 257L11 259L7 260L4 256H3V261L0 262V264H24L22 261L18 262L16 260ZM66 257V256H65ZM15 258V259H14ZM139 260H135V259H138ZM145 258V259H144ZM168 258V259H167ZM99 259H102V258H99ZM19 260V259H18ZM103 260V259H102ZM113 260V261H112ZM84 261V262H83ZM217 261V260H216ZM137 262V263H136ZM38 263V262H37ZM69 263V262H68Z\"/></svg>", "mask_w": 264, "mask_h": 264}, {"label": "snow or ice", "instance_id": "6c2138e0", "mask_svg": "<svg viewBox=\"0 0 264 264\" xmlns=\"http://www.w3.org/2000/svg\"><path fill=\"white\" fill-rule=\"evenodd\" d=\"M221 111L240 130L264 127V57L248 54L216 65ZM5 246H0V249Z\"/></svg>", "mask_w": 264, "mask_h": 264}, {"label": "water", "instance_id": "95a60500", "mask_svg": "<svg viewBox=\"0 0 264 264\" xmlns=\"http://www.w3.org/2000/svg\"><path fill=\"white\" fill-rule=\"evenodd\" d=\"M248 54L255 55V54H253V53H251V52H247V51H246L244 54H240V55L236 56V58L233 59V60L225 61V62H219V61L214 62L213 67H214L215 72L217 73V71H216V65H217V64L223 66V65H226V64H229V63H233V62H234L236 59H238L240 56H247ZM255 56H256L257 58H261V57H264V54H261V55H255ZM216 81H217V82H216V91H217L218 101H219V104H220V110H221V108H222V104H221L220 97H219V86H220V80H219L218 76H217V80H216ZM222 113H223L224 116L227 118V116L225 115V113H224V112H222ZM227 120H228V118H227ZM228 121H229V120H228ZM229 122H230V121H229ZM230 123H231V122H230ZM231 124H232V123H231ZM232 126L235 127L233 124H232ZM0 232H1V224H0ZM0 246H5V245H4L3 243H1ZM5 249H6V246H5L4 248L0 249V251L5 250ZM3 259H4L3 256L0 255V262L3 261Z\"/></svg>", "mask_w": 264, "mask_h": 264}]
</instances>
